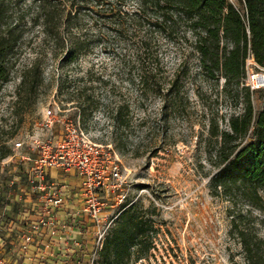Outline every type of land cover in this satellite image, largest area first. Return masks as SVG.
I'll return each mask as SVG.
<instances>
[{
    "label": "rangeland",
    "instance_id": "obj_1",
    "mask_svg": "<svg viewBox=\"0 0 264 264\" xmlns=\"http://www.w3.org/2000/svg\"><path fill=\"white\" fill-rule=\"evenodd\" d=\"M126 6L132 9L136 2L130 0ZM145 31L141 29L140 36L134 37V28L130 27L124 38H117L110 30L106 36L113 49L96 45L70 65L61 66L58 56L54 58L49 50L40 52L41 84L28 80L18 85L20 72L36 54L29 48L22 50L10 80L0 89V154L8 149V154L0 158V206L4 205L3 192L28 184L33 172L18 155L37 152L31 147L32 138L45 141L52 136L40 122L48 105H54L60 119L53 123L54 138L61 134L62 120H79L120 163L123 175L124 183L119 188L109 194L99 192L104 201L99 222H87L93 234L83 246L87 243L93 247L95 228L105 227L121 208L129 206L157 229L154 255L137 264H249L239 229L255 233L264 242V211L239 196L218 194L210 186V178L218 170L210 158V151L217 146L210 134V118L216 115L221 127L226 126L227 117L240 111L242 104L235 106L234 94L224 93L223 77L219 82L204 77L192 52L191 33L181 40L157 32L152 58L141 43ZM183 57L189 61L188 75H184V66L179 81L174 83ZM253 72L264 78V68L251 57L241 86L249 85ZM85 85L93 89L97 103L92 111L84 113L71 97ZM261 88H256L253 96L256 110L264 104L258 92ZM120 106L122 111L109 116ZM17 141H22V146H16ZM73 185L76 187L67 189L72 195L64 205L70 221L79 223L83 191ZM122 191L127 197L120 203ZM37 253L35 260L28 262L21 241H0V264H86L88 258V254L69 260L67 256L61 260L58 256L48 258L50 251L45 245ZM93 259V264H99L98 252Z\"/></svg>",
    "mask_w": 264,
    "mask_h": 264
},
{
    "label": "trees",
    "instance_id": "obj_2",
    "mask_svg": "<svg viewBox=\"0 0 264 264\" xmlns=\"http://www.w3.org/2000/svg\"><path fill=\"white\" fill-rule=\"evenodd\" d=\"M0 0V89L10 80L24 48L36 52L19 74V86L28 80L41 84L42 51H50L61 66L76 62L96 45L112 48L107 33L113 30L124 38L128 28L134 37L142 36L146 55L152 57L154 36L163 31L170 38L188 39L204 77L219 82L223 91L235 97L240 111L227 117L221 127L218 116L210 118V134L217 142L210 158L218 170L210 186L218 194H231L264 211V104L255 109L256 89L243 85L247 61L254 58L264 68V0ZM38 37V39H36ZM124 60H126L124 58ZM188 59L183 57L174 83ZM105 81L104 77H98ZM261 88V87H259ZM264 98V87L258 90ZM72 100L82 110L92 111L97 103L93 89L77 88ZM122 111V107L113 109ZM125 119H123V122ZM8 154L5 147L0 158ZM126 204L123 203V206ZM98 251L99 264H137L154 255L157 229L151 220L129 206L121 208ZM245 259L249 264H264V242L246 229H239Z\"/></svg>",
    "mask_w": 264,
    "mask_h": 264
},
{
    "label": "built area",
    "instance_id": "obj_3",
    "mask_svg": "<svg viewBox=\"0 0 264 264\" xmlns=\"http://www.w3.org/2000/svg\"><path fill=\"white\" fill-rule=\"evenodd\" d=\"M248 84L253 89L264 86L263 75L259 72L251 73ZM54 109V105H48L40 122L41 126L52 136L45 141L39 137L32 138L31 147L35 148L37 152L35 154L25 152L18 155L20 160L30 163L33 173L28 177V181L32 188L44 192L42 200L36 205L40 208V212L37 214V218L27 224L28 229L22 236L21 249L24 252L31 251L30 247L35 244L36 233L43 227L49 228L52 236H58L57 241L62 237V234H59L58 226L60 224L55 209L63 204V195L57 191V183L47 176L49 168L55 167L67 172H75L81 179L80 189L83 191L81 217L88 216L89 221L97 223L100 218V207L104 204V201L100 200L99 192L109 194L111 190L119 188L124 183L120 163L112 158L104 144L94 140L92 133L83 127L79 120L74 122L62 120L61 134L54 138L53 123L60 120ZM15 145L22 146V141H17ZM126 197L125 191L120 192V203L124 202ZM113 220H110L105 227H97L94 246L88 253L86 264H93L94 255L101 248L102 241H104ZM76 222V220H72L71 224ZM61 224H66V222L61 220ZM76 243L78 244V241ZM50 244L47 242L45 246L49 247ZM47 254V256L52 255V253Z\"/></svg>",
    "mask_w": 264,
    "mask_h": 264
},
{
    "label": "crops",
    "instance_id": "obj_4",
    "mask_svg": "<svg viewBox=\"0 0 264 264\" xmlns=\"http://www.w3.org/2000/svg\"><path fill=\"white\" fill-rule=\"evenodd\" d=\"M20 161L30 165L26 160ZM67 173H70L71 176L66 175ZM47 176L57 183V191L63 195V204L55 209L56 217L59 219L60 224L58 226L60 233H57L62 234V237L57 241L58 236H52L50 229L43 227L36 233L35 244L31 245V251L25 252L24 257L28 262L35 260L37 252L47 242L51 243L49 251L52 253V256H48V258L58 256L61 260V258L64 259L67 256L69 260L70 258H76L75 256L78 254H83L87 257L88 251L92 247L86 245V243L84 248L83 241L89 242V235L93 234L88 226L89 223H87L89 219L84 215L79 219V223L71 224V219L67 217L69 213L66 212L67 209L64 205L65 199L70 196V193L72 195V191L70 192L67 189L75 188L76 186L73 184H77V189L81 190V179L76 176L74 171L67 172L55 167L48 169ZM68 183L69 185H67ZM3 194L4 200L1 203H4V205L3 207L0 206V241H22V236L28 229L27 224L37 218V214L40 212V208L36 205L42 200L44 192L34 190L28 181V184H18L16 189L9 190L6 193L3 192ZM72 208L76 207L72 206ZM61 220L65 221L66 224L62 225ZM93 237L91 241H94ZM76 241H78V244ZM85 257L83 259H86Z\"/></svg>",
    "mask_w": 264,
    "mask_h": 264
},
{
    "label": "bare ground",
    "instance_id": "obj_5",
    "mask_svg": "<svg viewBox=\"0 0 264 264\" xmlns=\"http://www.w3.org/2000/svg\"><path fill=\"white\" fill-rule=\"evenodd\" d=\"M262 80V79H261Z\"/></svg>",
    "mask_w": 264,
    "mask_h": 264
}]
</instances>
